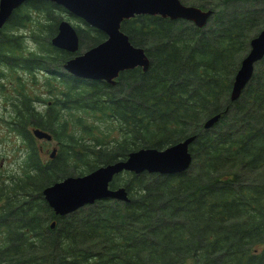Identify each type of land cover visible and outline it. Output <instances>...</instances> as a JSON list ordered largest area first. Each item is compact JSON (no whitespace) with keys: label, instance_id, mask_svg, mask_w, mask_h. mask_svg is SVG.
<instances>
[{"label":"trees","instance_id":"trees-1","mask_svg":"<svg viewBox=\"0 0 264 264\" xmlns=\"http://www.w3.org/2000/svg\"><path fill=\"white\" fill-rule=\"evenodd\" d=\"M184 3L213 13L201 27L158 14L121 21L150 64L121 71L115 83L63 68L74 53L51 43L68 14L62 5L26 0L0 28V92L12 106L0 123L24 149L12 167L0 162V264H264V57L230 99L239 61L264 27V0ZM75 27L80 51L106 36L87 23ZM38 74L43 87L31 95ZM32 127L51 133L53 157ZM193 133L186 170L112 178L127 201L96 199L58 215L43 197V187L67 175Z\"/></svg>","mask_w":264,"mask_h":264},{"label":"water","instance_id":"water-1","mask_svg":"<svg viewBox=\"0 0 264 264\" xmlns=\"http://www.w3.org/2000/svg\"><path fill=\"white\" fill-rule=\"evenodd\" d=\"M26 0H0V28L12 11ZM62 5L73 15L105 33V38L95 45L74 54L63 67L69 73L84 78L103 79L114 83L119 72L140 66L149 67L150 60L141 46L130 42L121 29V21L135 14H158L171 19H185L196 26L205 25L212 15L210 8L187 4L181 0H49ZM54 46L70 52L77 51L79 37L76 27L68 20L61 19L58 30L51 38ZM264 57V27L249 40V48L241 57L233 75L230 99H236L249 82L255 63ZM220 117L215 113L203 121V127L212 126ZM34 135L51 139L48 131L33 127ZM196 134H190L164 147H139L128 152L125 158L101 164L78 175H67L42 188V194L54 213L67 214L75 209L94 202L96 199L113 198L122 201L129 199L124 186L111 187L114 175L123 170L135 173L142 171L176 173L186 170L192 162L189 144ZM55 154L52 148L50 156ZM55 220L51 221V226Z\"/></svg>","mask_w":264,"mask_h":264},{"label":"rangeland","instance_id":"rangeland-1","mask_svg":"<svg viewBox=\"0 0 264 264\" xmlns=\"http://www.w3.org/2000/svg\"><path fill=\"white\" fill-rule=\"evenodd\" d=\"M63 16H65V18L69 19L75 25L76 24H81V25L84 24L79 18L70 16V15L65 14V13L63 14ZM26 43H27L28 47H30L31 45L34 46L32 41L28 40L27 38H26ZM83 50H85V49H83ZM37 79H39V81L36 80V83H33L29 87V89L32 90L31 95L36 94L43 87V85H42L43 81L41 82V79H43V76L39 77V74H38ZM29 80H32V78H29ZM29 80L26 79L24 83L28 84ZM9 87H13V85H11ZM2 94H3V92H0V117H2V116L5 117L8 110H11L12 106L8 102L4 103V98H3ZM44 95H46V94H44ZM44 105H45L44 103H42L40 101L38 102L39 107H43ZM77 131L79 132V130H77ZM108 132L111 133V135H112L111 130H109ZM116 133H117V131H115V134ZM0 137H6V139L8 140L6 143H0V162H1L3 167H6V168L12 167V165H14V162H13L14 157H18V159L23 157L24 149L21 151L22 148L20 149L18 147V144L22 143L21 142L22 140L18 134L16 135L14 133L9 132L2 123H0ZM9 139H11V142ZM36 142H37V144H39L40 146L43 147V149L45 151V153H44L45 157H49V152L52 150L53 147H56V149H57V143L55 140H46L44 138H36ZM10 155H11V158H10Z\"/></svg>","mask_w":264,"mask_h":264}]
</instances>
